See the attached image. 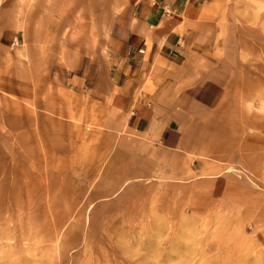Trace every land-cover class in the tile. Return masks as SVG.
<instances>
[{"label": "crops", "instance_id": "obj_1", "mask_svg": "<svg viewBox=\"0 0 264 264\" xmlns=\"http://www.w3.org/2000/svg\"><path fill=\"white\" fill-rule=\"evenodd\" d=\"M261 12L245 0H0V92L65 106L71 137L110 174L181 181L246 167L264 99ZM28 51L34 80L16 69L34 65ZM51 69L80 74L63 103L37 97Z\"/></svg>", "mask_w": 264, "mask_h": 264}, {"label": "rangeland", "instance_id": "obj_2", "mask_svg": "<svg viewBox=\"0 0 264 264\" xmlns=\"http://www.w3.org/2000/svg\"><path fill=\"white\" fill-rule=\"evenodd\" d=\"M79 75L51 69L37 97L63 103ZM63 108L0 92V264H264V99L246 167L181 181L96 169Z\"/></svg>", "mask_w": 264, "mask_h": 264}, {"label": "bare ground", "instance_id": "obj_3", "mask_svg": "<svg viewBox=\"0 0 264 264\" xmlns=\"http://www.w3.org/2000/svg\"><path fill=\"white\" fill-rule=\"evenodd\" d=\"M29 52V51H28ZM30 56H28L27 60H29L28 64H30L31 62H34V65H28L25 68H20L17 67V71L18 74L20 75V77L22 78H27V79H36L37 78V70L35 68V64H36V56H32L31 53L29 52Z\"/></svg>", "mask_w": 264, "mask_h": 264}]
</instances>
